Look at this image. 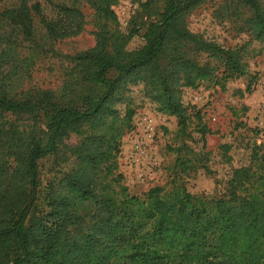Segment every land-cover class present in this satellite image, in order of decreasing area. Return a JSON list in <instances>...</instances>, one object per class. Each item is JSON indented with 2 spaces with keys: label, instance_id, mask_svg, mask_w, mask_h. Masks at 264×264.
<instances>
[{
  "label": "trees",
  "instance_id": "obj_1",
  "mask_svg": "<svg viewBox=\"0 0 264 264\" xmlns=\"http://www.w3.org/2000/svg\"><path fill=\"white\" fill-rule=\"evenodd\" d=\"M205 1L165 0L144 25L143 47L132 51L129 35L106 32L109 0H58L54 17L42 16L49 38L75 35L86 4L95 17V44L64 58L58 91L15 93L0 80V264H264V173L255 160L239 166L226 157L224 198L158 188L141 199L120 196L111 177L110 160L134 115L132 86L142 84L156 110L185 130L181 89L214 71L198 56L221 61L230 76L249 71L246 45L225 46L186 30L185 17ZM230 4L244 17L238 33L264 46L260 2ZM38 9L22 3L0 12L3 56L31 37ZM169 44L173 53L166 54ZM4 114L29 116L30 132L6 130ZM61 155L64 165L47 183L39 211L38 162L52 156L57 163Z\"/></svg>",
  "mask_w": 264,
  "mask_h": 264
},
{
  "label": "rangeland",
  "instance_id": "obj_2",
  "mask_svg": "<svg viewBox=\"0 0 264 264\" xmlns=\"http://www.w3.org/2000/svg\"><path fill=\"white\" fill-rule=\"evenodd\" d=\"M58 0H0L3 9L25 3L32 12L33 31L12 54L3 56L0 41V80L10 84L15 93L35 88L58 91L63 79L65 57L89 50L95 44V25L92 9L80 5L85 24L75 35L49 38L40 19L57 11ZM264 8V0H258ZM165 0H109L113 19H106V32L117 31L129 35L126 50L143 47L144 25L152 21ZM230 0H207L184 19L187 31L214 40L225 46L246 45L249 71L244 76H230L222 65L207 54L196 58L200 64L214 68L211 79L198 81L194 88L181 89L180 99L185 108L187 128L182 130L177 119L158 112L149 100L143 85L132 86L130 108L134 111L129 128L118 140L116 152L110 160L116 190L120 196L144 198L151 189L168 194L175 189L208 198L228 195L229 164L246 165L255 160L264 173V46L251 42L250 37L238 33L243 23ZM93 20V22H92ZM100 20V19H99ZM14 36L11 31H6ZM181 52V51H180ZM183 52V51H182ZM181 52V53H182ZM169 44L166 54H171ZM249 87V89H248ZM124 110V105H118ZM5 129L29 133L32 121L27 115L4 114ZM37 128L45 124L41 120ZM70 144L75 143L71 138ZM228 148V150H226ZM61 161L49 156L38 162L39 211L44 205L46 186L62 169Z\"/></svg>",
  "mask_w": 264,
  "mask_h": 264
}]
</instances>
